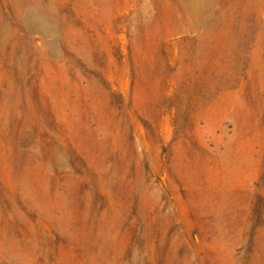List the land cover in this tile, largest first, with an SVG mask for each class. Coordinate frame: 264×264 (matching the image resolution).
Instances as JSON below:
<instances>
[{
    "label": "rangeland",
    "instance_id": "obj_1",
    "mask_svg": "<svg viewBox=\"0 0 264 264\" xmlns=\"http://www.w3.org/2000/svg\"><path fill=\"white\" fill-rule=\"evenodd\" d=\"M0 264H264V0H0Z\"/></svg>",
    "mask_w": 264,
    "mask_h": 264
}]
</instances>
